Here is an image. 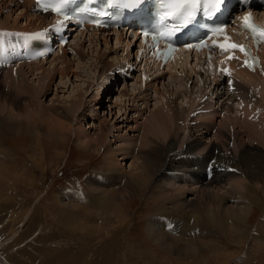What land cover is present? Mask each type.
<instances>
[{
  "label": "bare ground",
  "instance_id": "obj_1",
  "mask_svg": "<svg viewBox=\"0 0 264 264\" xmlns=\"http://www.w3.org/2000/svg\"><path fill=\"white\" fill-rule=\"evenodd\" d=\"M14 1L17 6L19 5L18 10L26 19V26L20 27L13 22V30H4L2 27H6V22L1 18L0 30L5 32L9 40L19 32L30 34V30L39 31L49 21L50 15L38 14L32 0H11L12 4ZM10 3L3 2L4 5ZM5 8L11 9L12 7L7 5ZM122 34V32L112 34L111 32L87 30L59 53L52 54V57L46 61H30L29 63L15 59L9 61L8 59L12 57V49L4 50V48H7L12 42L2 41L0 43V136L19 137L23 141L30 140L28 145L18 146L20 151L26 150L29 153V156L25 158L27 161L21 166L2 165V162H5L2 154L4 150L1 153L2 156L0 154V191L7 193L6 201L0 204V208L14 206L13 201L18 197L20 207L29 206L30 196L37 188V177L29 169V162L34 166H42L46 151H43V148L40 149V153H42L40 158L37 156L38 153H35L39 145H42L41 140L50 139L61 142L74 137L79 148H90L99 154L103 152L104 160L98 174L86 180L90 190L88 196L82 193L76 199V195L71 192L63 195L57 194L52 196L55 203L50 204L48 208H45V202L40 201V197L36 203H39L38 206L32 207L31 203L30 207L26 209L27 212L25 211L26 215L38 210L37 215L34 216L37 221L38 219L40 221L43 220V216L46 217V210L51 208L55 213L58 212L57 226L62 231L70 221L81 223L85 220L97 223V220L112 215L130 218L125 210L128 206L131 209L135 202L138 200L140 202L143 198L144 203H155L157 208L149 213L151 216L147 219L144 227L146 237L143 242L146 244L138 241L131 245V238H127L128 246L135 250L138 261L144 254L139 253L142 246L146 249L154 246L157 250L165 248L180 255H187L189 252H202L209 246L205 240L208 233L211 235L221 234L225 237V240L222 239L224 244L228 246L234 239L235 233V231H230L231 227L239 233H244L245 230L250 231L253 216L256 213L258 216L257 209L253 208L255 204L261 206L264 215V206L260 205V201H262L260 191H264V120L257 118L255 122L249 123L248 115L242 114L241 119L244 120H241V124L233 118L226 120L231 123L223 121L222 125L219 124L221 128L215 130L218 133L219 142L211 140L204 146L203 137L208 134L204 135L202 131L211 126L213 122L215 123L214 116L208 113V121L201 122L195 120L194 116L190 119L188 116L195 105L200 103L199 100L209 93H216V103L214 101L208 103L201 101V103L210 109L212 105H217L219 102L217 108H212L211 111H220L224 107L228 109L231 106L225 104L229 100L240 99L239 103L241 99L248 102L254 101L256 106L257 103H264V97L261 98V101L253 93L257 87H261L260 92L264 90V50L262 70L250 73L245 69H236L235 81L230 84V89L234 92L230 93L225 81L222 82L220 76L212 77L210 70L204 68L205 64L197 56L183 54L174 62L160 65L147 58L139 61L140 54L135 49L136 40L131 46V38L126 39ZM75 41L78 42L76 43L77 47L72 46ZM111 41L117 45V48L122 49V56L118 55L119 49L110 47ZM86 42L90 44L88 50H86ZM103 44L106 45V51L113 49L114 56L111 61L106 52H101L104 49ZM69 50L72 51V58L68 56ZM3 57L8 59L4 60ZM91 58L92 60L88 61ZM47 63L49 65L46 68ZM81 64L86 66L89 64L90 67L101 64L100 77L103 78L106 75L107 81L112 79L113 82H118L121 77L119 83L123 84L125 88L119 93V97H124V102H127L126 98L145 101L140 96L134 95L136 90L138 92L141 90L137 83L144 89L146 88L139 95H143L151 88H155L157 93L163 94L164 101H160L161 103L155 107V112L147 116L145 129L142 130L140 137L122 136L118 139L117 144L119 145L113 147L114 144H108V139L114 126L110 127L104 116L100 117L101 120L97 123L93 134L84 129L81 119L85 106L84 101L94 82L87 83L85 88L79 87L75 96L67 100L69 103L67 107L44 106L41 99L51 91L55 78L61 75L63 79L70 77L71 74H76L79 78L82 75L79 72ZM198 65L200 67L197 68ZM133 66H136L135 69ZM27 68L30 71H27ZM32 74L37 75V81H30ZM166 77H169V81L165 83ZM131 78H137V80L135 79L137 83H133L137 87L133 90H129L128 87ZM3 79L9 83V89L4 85ZM179 84L182 85L181 89L176 88ZM171 87L176 88V95L171 93ZM212 89L214 90L212 91ZM16 90L17 92H15ZM9 93H14L15 98L12 95L10 100ZM99 93L101 94V92ZM180 97L183 100L188 99L187 102L177 101ZM102 98H105V94ZM99 99L101 98L99 97ZM4 109L11 113L12 118H15L13 121L9 120L7 115L2 112ZM201 115L203 116V114ZM204 115L206 116V113ZM41 117L47 118V122L39 121L38 119ZM244 122L247 124L243 125ZM183 124H188V126L192 124L196 129H193L192 132L189 128L187 138L180 141L179 135ZM245 126H249V128L243 130L244 133L250 131V134H254L248 141L236 137L240 133L237 130ZM230 134L234 136L235 140L238 138V141L235 142L236 146L233 148L228 144ZM33 142L36 143L35 147ZM57 143L55 142V145ZM4 145L0 141V152L1 148L5 147ZM129 155L130 158H134L129 165L130 170L123 166V161L129 158ZM55 156L61 158L62 154L56 153ZM207 165L209 167L206 169ZM19 170L22 172H17ZM13 173L15 174L12 175ZM40 212L42 213L40 214ZM263 215L261 214V216ZM132 219L133 217L130 218V221ZM260 220L259 228L263 227V232L254 236L253 239L259 251V258L256 260L261 258L264 261V216ZM43 226L45 227V225ZM63 233H68L69 237L84 242V236L77 229ZM88 235L90 236V234ZM218 240L221 239H216V242ZM116 246L121 247L110 240L103 250H93V252L112 255L116 252ZM81 248L84 251V245ZM212 248L214 252L222 251L218 250L215 244L210 246V249ZM234 252L239 253L240 248ZM233 256L238 257V255ZM250 262L248 261V263ZM4 264L9 263L4 260Z\"/></svg>",
  "mask_w": 264,
  "mask_h": 264
},
{
  "label": "rangeland",
  "instance_id": "obj_2",
  "mask_svg": "<svg viewBox=\"0 0 264 264\" xmlns=\"http://www.w3.org/2000/svg\"><path fill=\"white\" fill-rule=\"evenodd\" d=\"M3 2L10 3L11 0H0V6H2L0 7V19L2 18V20L6 22V27H2V29L13 30V22H15V24L19 25L20 27L26 26V19L23 18L21 11L18 10L19 5L17 6L16 1H14L13 4L11 2L10 4L6 5H4ZM7 5H11L12 8L6 9L5 7ZM123 36L126 37V39H129L130 37L127 34ZM76 43L78 42L75 41L72 46L77 47ZM110 43V47L112 46L114 49H119L118 55L122 56V49L117 48V45L113 41H111ZM85 46L86 50H88L90 44L86 42ZM102 47H104V49H102L101 52H106V55L109 56L108 59L110 58L109 60L111 61V58L113 59L114 56V53H112L113 49H110V51H106L105 44H103ZM94 49L96 50V47H94ZM71 52V50L68 51L69 58L73 57V54ZM91 60L92 58L88 61ZM48 65L49 63L46 64V68ZM87 65L88 66H86L85 64H81L79 72L82 75H80L79 78L76 76V74H71L70 77H65L63 79L61 78V75H58L53 82L51 91L47 94V96L41 99L42 103H44V106L56 107L58 105L67 107L69 105L67 100H70L71 97H74L80 88H85L87 86V83L94 82L92 88L90 87L88 91L89 93H87L84 101L85 106L82 112L83 117L81 118L83 120L84 129H87L91 134H93L95 132V129L97 128V123H99L101 118L104 116L109 126H114L112 132L109 134L110 136L108 139V144H114L113 147H117V145H119L117 144L119 142L118 139L122 136L132 138L135 135V137H140L142 130L145 129L144 126L147 120V116L151 115V113L153 114L155 112L154 110L156 105L164 101L165 97L163 96V94H159L156 92L155 88H151V90L144 92L143 95H139V93L141 91H145L146 88L144 89L143 86L136 82L137 78H131L129 81L130 85H128L129 90H133L139 85V88H141V90L140 92L136 90V92H134V95L140 96L141 98L145 99V101H138V99L136 98H132L130 100L129 98H126L127 102H124L125 98L119 97V93L125 88L123 84L119 83V80L121 81V77H119L118 82H113L112 79H109V82V80L107 81L108 78H105L106 75L103 78L100 77L101 64H98L99 66L93 65L92 67H90L89 64ZM27 71H30V69L27 68ZM36 76L37 75L32 74L30 76V81H37L38 78L36 79ZM169 77H166V79L164 80L165 83L169 81ZM2 78L4 77L2 76ZM5 80L3 79V82ZM135 82L137 83V86L133 85V83L136 84ZM4 85L9 89L10 86L8 82L5 81ZM181 86L182 85L179 84L178 86H176V88L181 89ZM176 88H170V90L172 91L171 93L174 95H176ZM260 88L261 87H257V89L253 91V93L255 94V96H257L258 99L261 100V98L264 97V90L263 92H260ZM15 92H17V90ZM99 92H101V94ZM14 93H9L8 97H10V100L12 99V95V97L15 98L16 93ZM104 94L105 98H102ZM97 96L98 99H96ZM99 97L101 99H99ZM215 99L216 98L214 94L209 93L207 95L206 101L207 103L210 101L215 102ZM187 100H183V98L180 97L177 101L183 103L187 102ZM199 102L200 103L196 104L189 114V119L190 117L194 116L195 120H197L198 122L208 121L207 115L209 117V114H212L211 116H214L215 120V123L213 122L211 126L206 128L205 130L202 129L204 135L208 134L205 136L203 135L204 146H206L207 143H209L211 140H216L217 142H219L218 133L215 130H218L219 127L221 128L219 124L222 125L223 121L231 123L226 120H230L231 118H233L240 123L241 120H244L241 119V117H243V115L249 116V114H251V110L254 111L255 108L256 110H258L259 116L256 115V118L249 117L248 122H255L257 118L261 120L263 118L264 120L263 102H261L260 104L257 103V106L256 104L252 103L254 109L251 108L250 111H246V108H248L247 105L246 107H243L244 109L239 108V110H236L233 107H229L228 109L227 107H224V109L222 108V110L217 112H213L211 110L217 108L219 102L217 105L211 104L212 107L210 109L201 103V99L199 100ZM239 104H241V101ZM185 105L187 106V104ZM197 105L200 107H197ZM258 106L260 107L258 108ZM198 108H201V111L199 113H197L196 111ZM208 109L211 112H209V114L206 112L205 116L203 110ZM224 110L225 113H223ZM157 111L159 110L157 109ZM2 112L7 115L9 120L12 119L13 121L15 119L12 118L11 113L6 111L5 109L2 110ZM201 114H203V116ZM38 120L47 122V118L45 117H41ZM249 123L248 125H250ZM192 124L189 125L190 127L188 126V124L182 125L183 128H181V134L179 135V137H181L180 141H182V139L184 138H187V136L189 135V128H191L192 132L194 131L193 129H196L194 128L195 126H192ZM242 124L245 125L247 123L244 122ZM246 128H249V126L239 128L238 130L236 129L238 132H240L238 134L239 136L236 137H239L240 140L243 138V141H248L250 136L254 134H250V131L248 129L247 130L249 132L244 133L243 130H245ZM2 136L3 137L0 136V141L5 144V147H2L0 152L1 154L4 150V153L2 154L5 162H2V165L7 166L8 164H11L14 166H21L24 162L27 161L25 158L26 156H29V153L26 150L20 151L18 146L21 144L28 145L30 140L26 139L23 141V139L19 137L14 138L12 136L10 138L6 135ZM40 137L46 138L44 136ZM236 140L238 141V138H236ZM236 140L234 139L233 135L230 136L228 144H230L231 148L236 146ZM55 142H58L57 145H55ZM41 143L42 145H39V148L35 151V153H38L37 156L38 158H40V156L42 155V153H40V149L43 148V151H46L45 159L41 163L42 166H34L29 162V169L32 170V172L37 177V188L33 194L34 196H30L31 198L28 201L29 206L23 205L24 207H20L18 197V199L13 201V203L15 204L14 206L9 208H0V264H4V260H6L9 264H264V261H262L261 258L258 259V261L256 260L257 258H259V251L256 247L257 245L255 244V240L253 239L254 236L260 235L263 232V227L259 228V222H261L260 218L264 215L261 211V206H256V204L253 208L257 209L258 216L257 213L253 216L250 224V231L245 230L244 233H239L233 227H231L230 231H235V233L234 239L231 243L228 244V246L224 244L223 240H225V237H223L221 234L211 235L210 233H208L205 240L209 246L202 252H189L187 255H180L175 252L168 251L165 248L157 250V248L154 246H152L153 248L149 247L148 249L142 246L141 252L139 253L144 254L142 255V259H139L140 261H138L135 250L133 248L131 249V247L128 246L127 238H131V245L134 242L138 241L146 244L145 242H143L145 240L144 238L146 237L144 227L147 219L151 216L149 213L153 212L154 209L157 208L155 203H144L143 198V200L141 199L140 202L139 200L135 202L131 209L128 206L125 210L128 217H133L132 221H130V218H120L116 215H112L111 217H103L102 220H97V223L88 222L85 220H83L81 223L70 221L68 225L65 226V228H63L61 231L57 226L59 220V217L57 216L58 212L55 213V211H53L51 208L46 210L48 214V217L47 214L45 215L46 219L43 216V220L39 221L38 219L37 221V218H35V216L37 215L38 210L29 213L31 215H26V209L30 207L31 203L33 204L32 207L34 205L38 206L39 203H36L37 200H39L38 198L41 197L40 201H44L45 208H48L50 204L55 203L52 196H56L57 194L63 195L71 192L76 195V199L81 196L82 193H85L88 196L90 190L86 180L87 178L93 177L98 174L100 166L104 160V157L102 155L103 152L99 154L94 152L95 150L90 148H79V145H77L78 143L75 141L74 137H72L71 139L68 138L67 140L61 142L50 139H43L41 140ZM35 144L36 143H34V147ZM55 152L62 154L61 158H57L55 156ZM54 156L55 158H53ZM120 158L122 159V156ZM133 159L134 158H130L129 155V158H126L123 161V166L125 167V169L127 168L128 170H130L129 165ZM139 160L140 162L142 161L141 158ZM208 167L209 166L207 165L206 169ZM17 172H22V170H19ZM15 173H13L12 175H14ZM260 195L262 197L260 205L264 206V191H260ZM6 197L7 193L4 191H0V204L6 201ZM50 211L52 214L50 213ZM41 213L42 212H40V214ZM261 214L263 216H261ZM43 225H45V227ZM71 229H77L78 232L84 236V242L76 240L74 237H69L67 235L68 233L62 234V232H67ZM88 234H90V236ZM216 239L221 240H218L216 242ZM110 240L114 241L116 245H121V247L116 246L115 253H112V255H110L93 252V250H103V247ZM74 241L78 243L76 244ZM212 244H215L218 250L222 251L214 252L213 248L210 249V246H212ZM83 245L84 251L81 248ZM124 248L126 251L124 250ZM239 248L240 252L235 253L234 251L236 249L239 250ZM89 249L91 250L89 251ZM233 255H238V257L235 258ZM253 256L257 257L254 258ZM248 261L251 262L248 263Z\"/></svg>",
  "mask_w": 264,
  "mask_h": 264
},
{
  "label": "snow or ice",
  "instance_id": "obj_3",
  "mask_svg": "<svg viewBox=\"0 0 264 264\" xmlns=\"http://www.w3.org/2000/svg\"><path fill=\"white\" fill-rule=\"evenodd\" d=\"M148 0H106V9L99 12V16L107 17L112 15L107 10L108 7H117L122 10H131L133 8L140 10L143 4ZM158 11V19L154 25L153 39L159 40L161 38L169 40L175 37L178 33L187 30L189 26H195L198 23V17H203L207 23L200 25L210 33V36H217L223 34L225 40L223 42H214L213 47L219 48L222 51L230 52L231 50H240L248 55H251V49L245 44L233 42L231 37L227 35L226 26H216L212 23L213 19L218 16L227 7V0H154ZM40 3V0H38ZM70 3V0H47L46 3H41V7L44 11H53L63 16V20L53 26V30L58 31L63 27L64 21L69 19L68 14L65 11V6ZM243 21V27L251 31L253 37L256 39L257 44L264 41V27L255 25L252 21L251 13H247L241 17ZM92 23L100 25L102 21L100 19L93 18ZM44 33L27 34L25 39L35 40L36 38L44 36ZM144 36H148L149 32H144ZM210 38V37H209ZM203 46H208L206 41H201ZM169 50L174 51L171 43H169ZM45 53L39 52V56L43 57ZM229 59L235 58L229 56ZM257 58L253 61H245V65L254 70V65ZM221 71H225L221 69Z\"/></svg>",
  "mask_w": 264,
  "mask_h": 264
}]
</instances>
